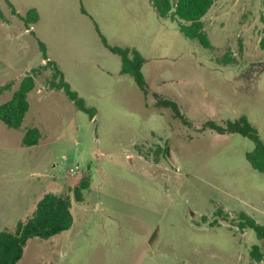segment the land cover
<instances>
[{"label":"rangeland","instance_id":"rangeland-1","mask_svg":"<svg viewBox=\"0 0 264 264\" xmlns=\"http://www.w3.org/2000/svg\"><path fill=\"white\" fill-rule=\"evenodd\" d=\"M0 8V106L40 70L21 129L0 121V232L14 231L46 193L69 195L74 217L69 231L29 240L19 264H258L252 250L264 246L243 219L264 226V173L247 159L255 144L206 124L246 117L264 142V0L216 2L203 19L210 49L151 0ZM31 9L40 20L28 26L21 16ZM104 41L142 55L146 94ZM44 54L93 119L52 88L59 78ZM31 128L41 139L24 147Z\"/></svg>","mask_w":264,"mask_h":264},{"label":"trees","instance_id":"trees-1","mask_svg":"<svg viewBox=\"0 0 264 264\" xmlns=\"http://www.w3.org/2000/svg\"><path fill=\"white\" fill-rule=\"evenodd\" d=\"M151 1L160 17H172L179 20L180 30L187 38L198 41L205 48L210 49L212 47L208 35L205 32L203 19L216 2L220 0ZM1 19L2 10L0 8V20ZM21 19L28 26H32L40 20V14L38 10L31 9L25 16H21ZM262 23L264 25V15L262 17ZM104 44L112 53L121 58V73L131 76L146 94L147 83L142 71L145 59L142 55L131 48L111 47L106 44L105 41ZM261 47L264 49V28ZM44 56L48 65L53 63L48 60L46 54H44ZM51 65L54 67L55 77L59 78V82L53 84L52 88L63 90L78 110L89 114L93 119L95 117V112L87 108L85 102L71 89L70 85L65 81L64 74L59 67L55 63ZM38 72H40V70H34V74L26 76L21 82L18 90L13 94L12 99L0 106V121L8 128L14 130L21 129L30 109L28 97L36 87V73ZM2 91L3 90H0V95ZM159 104L166 108H171L177 117L181 119L184 118L178 104L175 102L161 100ZM206 127L214 129L222 134H240L253 141L255 148L252 152L247 153V159L253 169L264 173V142L246 117H241L234 122L228 121L226 126L208 123ZM40 139V130L38 128H31L26 132L22 144L24 147H34L39 144ZM88 188V180L80 183L74 190L76 201H83L81 193ZM71 209L72 199L69 195H59L55 193L45 194L37 203L32 215L25 221H19L14 231L7 229L0 232V264H19L24 256L27 242L31 239L49 240L69 231L74 224V217ZM243 219L246 223L245 226L255 231L264 246V226L257 224L253 219L246 216H244ZM252 259L258 264H264V251L259 245L253 247Z\"/></svg>","mask_w":264,"mask_h":264},{"label":"crops","instance_id":"crops-1","mask_svg":"<svg viewBox=\"0 0 264 264\" xmlns=\"http://www.w3.org/2000/svg\"><path fill=\"white\" fill-rule=\"evenodd\" d=\"M47 194V193H46ZM42 197H43V195H41V197H39V199H38V202L42 199ZM33 206V205H32ZM34 210H33V208H32V212H33ZM31 212V213H32Z\"/></svg>","mask_w":264,"mask_h":264}]
</instances>
